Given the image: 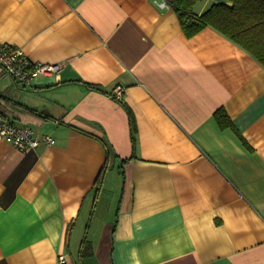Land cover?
Masks as SVG:
<instances>
[{
    "label": "crops",
    "instance_id": "crops-1",
    "mask_svg": "<svg viewBox=\"0 0 264 264\" xmlns=\"http://www.w3.org/2000/svg\"><path fill=\"white\" fill-rule=\"evenodd\" d=\"M0 44L60 65L0 66V114L56 139H0V264H264L259 60L167 0H0Z\"/></svg>",
    "mask_w": 264,
    "mask_h": 264
},
{
    "label": "trees",
    "instance_id": "trees-1",
    "mask_svg": "<svg viewBox=\"0 0 264 264\" xmlns=\"http://www.w3.org/2000/svg\"><path fill=\"white\" fill-rule=\"evenodd\" d=\"M204 1L167 0L177 13L187 36H193L206 26H211L245 49L264 66V0H212L205 9L199 11L197 7ZM94 87L97 88L95 85ZM29 111L44 118L47 116L34 112L33 109ZM129 115L131 140L135 144L137 126L130 108ZM89 244L90 241H84L82 256L91 249L86 248Z\"/></svg>",
    "mask_w": 264,
    "mask_h": 264
},
{
    "label": "built area",
    "instance_id": "built-area-1",
    "mask_svg": "<svg viewBox=\"0 0 264 264\" xmlns=\"http://www.w3.org/2000/svg\"><path fill=\"white\" fill-rule=\"evenodd\" d=\"M0 66L16 83L30 86L33 78L40 73H50L59 69V64H44L35 62L16 45L0 44ZM115 96H123V86L118 85ZM0 139L11 143L21 151H29L41 144L52 145L56 139L49 134H40L28 124L18 123L0 114ZM66 261L65 255H59V262Z\"/></svg>",
    "mask_w": 264,
    "mask_h": 264
},
{
    "label": "rangeland",
    "instance_id": "rangeland-1",
    "mask_svg": "<svg viewBox=\"0 0 264 264\" xmlns=\"http://www.w3.org/2000/svg\"><path fill=\"white\" fill-rule=\"evenodd\" d=\"M121 164V163H120ZM120 164L118 165V164H116V165H114L113 167H111L110 169H109V177H111V184L112 183H114V185H115V179L112 177V176H114V177H116V178H118V179H120V177H121V172H120ZM119 166V167H118ZM117 183V182H116ZM118 183H119V180H118Z\"/></svg>",
    "mask_w": 264,
    "mask_h": 264
}]
</instances>
